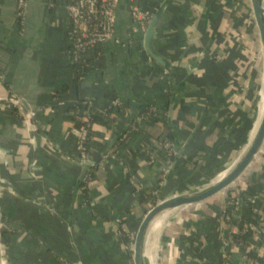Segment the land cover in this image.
Returning a JSON list of instances; mask_svg holds the SVG:
<instances>
[{"label":"crops","instance_id":"crops-1","mask_svg":"<svg viewBox=\"0 0 264 264\" xmlns=\"http://www.w3.org/2000/svg\"><path fill=\"white\" fill-rule=\"evenodd\" d=\"M132 1L118 0L111 38L85 51L94 66L75 82L67 36L70 21L63 1L56 0L51 7L47 0H27L26 20L19 27L15 0H0V95L23 97L38 134L45 135L53 146L47 153L41 141L31 144L29 128L19 111L0 110V148L6 151L0 155V177L18 196L43 199L54 207V212L41 211L47 224L37 221L32 213L35 233L44 239L42 245L69 262L133 264L131 251L111 222L122 220L120 223L134 232L150 205L144 195L153 187L158 195H165L185 174L193 180L204 178L208 167L235 157L231 141L241 124L231 113L230 107L238 98L229 83L239 88L251 82L245 74L246 65L237 60L242 54L238 52V33L249 2L167 0L151 41L153 51L167 62L162 66L145 52V26L131 20L128 10ZM162 1L135 3L154 9ZM189 68L197 71L198 77L189 74ZM115 98L119 104L112 106ZM79 100L86 102L85 108L67 110ZM236 104L240 109L235 114L242 122L241 113L247 111V105ZM142 106H148L151 115H137ZM110 107L112 114L106 112ZM151 107L155 111H150ZM84 111L96 119L88 142L89 166L94 167L88 187L81 182L86 167L64 159L76 153L72 117ZM162 117L169 125L171 139L162 127ZM158 135L163 138L156 139ZM164 139L173 143L177 155L185 153L188 146L197 147L192 156L195 163L180 174L174 167L168 175V171L163 174V169L172 165L161 147ZM31 170L32 179L28 177ZM244 180V187L229 191L223 198V205L237 197L242 204H232V209L223 213L213 200L206 208L199 207L180 219V233L175 237H169L167 227L176 218L173 212L153 220L143 238L144 263L264 264V235L244 228L246 223L263 226L264 152ZM133 183L141 188L134 189ZM23 197L3 192L27 263L53 264L52 254L42 259L38 243L22 234L24 227L17 211ZM245 232L248 238H242Z\"/></svg>","mask_w":264,"mask_h":264},{"label":"rangeland","instance_id":"rangeland-1","mask_svg":"<svg viewBox=\"0 0 264 264\" xmlns=\"http://www.w3.org/2000/svg\"><path fill=\"white\" fill-rule=\"evenodd\" d=\"M237 2H239L238 0H235ZM247 25L248 28L250 27V30L247 29ZM249 30V31H248ZM239 34V48H238V52L242 53L239 57V61H243V64L246 65L245 67V74L248 75V77L250 76V84L245 85V86H241V87H235L233 84V82H230V88H232L233 93L236 95V97L238 98H233V99H237L235 100L233 103V107L231 106V113L232 116L234 117L236 122H240L241 127H240V132L238 134L235 135V139L233 141H231L232 143V149L235 148V154L234 156L236 157L237 155H239V153H242L243 150H245V148L247 147V144L249 142V140L252 137V134L254 132L255 127L252 129V133L250 132L251 130V125L252 122L257 114V104H258V96H259V92L261 90L260 88V81L261 78L263 76V68H264V59H263V54H262V50H261V46H260V42L258 40L257 34H256V28L253 22L252 18H247V20L243 19L242 21V25L240 27V32ZM238 53V54H239ZM236 57V58H238ZM242 57V58H241ZM190 69V68H189ZM189 74H192L193 76L196 75V77H198V72L197 71H189ZM0 80H1V76H0ZM249 80V78H248ZM5 95V94H4ZM1 96V95H0ZM3 96V95H2ZM116 99V98H115ZM114 99V100H115ZM118 100V99H116ZM239 101L245 106L247 105L246 109L247 111L244 113H241L242 115V122L240 121L241 118L238 117L237 114H235V110H239V106L236 103H239ZM3 100H0V103H2ZM119 103V100H118ZM6 106L3 108H13V110H16V112H18V108L17 106H13V105H9L8 103H6ZM236 104V105H235ZM257 106V107H256ZM1 109V110H3ZM112 112V111H111ZM24 119V118H22ZM25 120V119H24ZM78 120V119H77ZM32 121V119H31ZM81 122V121H80ZM78 126V125H75ZM30 130H29V138H31L32 135H34V141L38 142V127L37 125H35V128H31L29 126ZM244 139V141L240 144V140ZM31 144H32V141ZM247 140V141H246ZM246 142V144H245ZM230 143V144H231ZM230 149V150H232ZM46 151V150H45ZM48 153V151H46ZM232 153V151H230ZM264 152V143L262 144L260 150L258 151V153L256 154V156L253 158V160L250 162V164L246 167V169L236 178L234 179L228 186H226L225 188H223L220 192H218L217 194H215L214 196L207 198L197 204H192L189 206H184L181 208H177L175 210H171L170 212L172 213V216H176V218L173 220L172 218H169L170 220L172 219V223L169 224L168 227V235L169 237H175L178 235V233H180V229H181V224L179 223L180 219H183L186 216H189L190 213L200 209L199 207H203L206 208L207 204L210 202H213L218 206L220 212H223V210H226L227 212H229L232 209V204H227V205H223V198L225 195L229 194V191H233L234 189H239L241 187H244V185L246 184V181L244 180V176L248 174L249 170L252 169L253 167L256 166V164L258 163V161H260L261 159V154ZM108 155L110 153L107 152ZM230 153V154H231ZM76 154V153H75ZM230 156V155H229ZM233 157L232 159L230 158H226L224 159V161H226V163L222 164V165H217L215 167H208L210 168L209 173L207 172L206 174L204 173V178H197L196 180H191V181H185L183 186H179L180 182L177 183V189H173L170 190V192H166L165 195H158V191L156 194L155 199L156 200H161L163 198L172 196L174 194H184V193H189V192H193L194 190H198V189H202L205 188L207 186H209L215 179V177L219 176L221 173L223 172H227L228 170H230L231 166H232V162L234 160ZM65 160H67L66 158H64ZM90 161H92L90 159ZM92 164V162L90 163ZM32 167V163L29 164V168ZM91 166H86L87 169H90ZM28 168V169H29ZM32 170L30 171V173H28V177L31 178L33 177L32 175ZM32 175V176H31ZM203 178V179H202ZM32 179V178H31ZM7 181L4 180V178L0 177V184H1V188L2 191H7V193L12 196V197H17V198H22L21 196H18L11 187H9V185L6 184ZM84 185V184H83ZM86 187V186H85ZM19 198V199H20ZM24 198V197H23ZM24 203L23 205H21V207L18 209L17 211V219L20 223L23 224L24 229L22 230V234L28 236L31 240H35V242H37L39 244H37V248H38V253L40 254V256H42L41 258L44 259L45 257H50V255L52 254L54 257V263L53 264H66L69 263V260H66V258H64L63 256H61L60 254H58L57 252L52 253V249L45 247V245H42L44 242V239L39 237L37 235V233H35V227H36V223L33 220V214L37 215V221L39 220L41 223H45L44 221V216L41 213V211L43 209H46L47 211L50 212H54V207L51 204H48L46 201L44 202L43 199L42 200H34L33 198H24ZM238 199H241L240 197ZM155 201V200H154ZM157 201H155L156 203ZM153 203V204H155ZM25 204V205H24ZM29 205V206H26ZM152 205H149V207ZM148 207V208H149ZM147 208V209H148ZM217 208V207H216ZM146 209V210H147ZM33 213V214H32ZM16 220V219H15ZM176 220V221H175ZM157 222V221H156ZM170 223V222H169ZM159 225V224H158ZM157 225V227H158ZM15 228L17 229V227L15 226ZM18 230V229H17ZM19 231V230H18ZM161 231V230H160ZM159 231V232H160ZM163 231V229H162ZM131 242V241H130ZM169 242H173L172 240ZM36 248V249H37ZM130 251V247L128 248ZM32 251V250H31ZM158 257L155 256L154 259H156ZM154 264H157L156 260H151ZM44 262L46 263V261L44 260ZM3 264V263H2ZM49 264V263H47Z\"/></svg>","mask_w":264,"mask_h":264},{"label":"built area","instance_id":"built-area-1","mask_svg":"<svg viewBox=\"0 0 264 264\" xmlns=\"http://www.w3.org/2000/svg\"><path fill=\"white\" fill-rule=\"evenodd\" d=\"M63 1V7L68 15L70 26L67 32V36L69 39V53L71 60H76L80 57L81 52H85L87 49L98 46L100 44L105 43L108 41L113 32V26L115 23V13L118 8V0H62ZM240 4H246L248 1V8L244 10V19L247 20V18H252L251 16V10H250V0H238ZM161 3V2H160ZM159 3V4H160ZM48 6H55L56 0H47ZM14 10H15V19L19 25V27H22L26 20L27 15V0H15L14 4ZM158 6H156L154 9H143L138 4L135 3V0L132 1L130 8H129V15L131 17V20L134 23H140L146 26V23L148 22L150 16L152 13L156 10ZM132 30L135 28V26H132ZM167 68H165V72H167ZM189 71L193 72L194 70L192 68L189 69ZM18 99V96L13 94L6 93L3 96H0V100H3L2 103H0V110L3 109L6 104L17 106L19 114L22 116V118L25 119V123L27 124L28 128L29 126L31 128H35V123L31 121L32 119V112L29 110L27 114L23 113L20 109V107L16 104V101ZM118 100H112L111 105L117 106ZM150 111H155L154 107L150 108ZM112 114V112H110ZM82 114V115H81ZM90 114H88V111H84L82 113H77L74 115L75 119L80 120L82 123L78 126H75L76 124L72 122L73 125V131L77 135V143H76V154L72 158L70 155H65L64 158L67 160L73 159V161L77 162L80 166H88L86 165L87 161H90V155L88 153V142H89V135L88 132L91 130L92 122L88 120ZM30 130V128H29ZM30 137V136H29ZM31 140L34 139V135L31 136ZM34 141V140H33ZM38 141H41L42 144L45 147L46 151H49L50 149H53V146L51 145V141L45 136V135H39ZM161 147L165 151L167 156H170L172 154H175V147L172 142H170L167 139L162 140ZM6 151L2 148H0V155H5ZM108 153H103L101 157L107 156ZM168 170L165 168L163 169V174L166 173ZM91 176L89 175V169H85L82 177L81 182L84 184V186L88 187L91 184ZM134 189L139 190L141 188V185L139 183H133ZM151 195L157 194V188L153 187L150 191ZM234 198L231 200V204L234 205H240L243 203L242 199ZM157 199V198H156ZM158 202V200H156ZM154 201V203H155ZM160 201V200H159ZM153 205V204H150ZM226 212V210H223ZM260 221L262 222L263 226L262 228H257L253 226L251 223L244 224L245 229H249L254 234L262 233L264 235V213H260ZM113 228L116 230L117 234L124 233L130 238H132L133 232L129 231L126 227L120 223V220H113L112 222ZM131 243L126 244L125 247L127 249L130 246ZM80 263V262H79ZM66 264H75V262H69ZM254 264V263H253Z\"/></svg>","mask_w":264,"mask_h":264},{"label":"water","instance_id":"water-1","mask_svg":"<svg viewBox=\"0 0 264 264\" xmlns=\"http://www.w3.org/2000/svg\"><path fill=\"white\" fill-rule=\"evenodd\" d=\"M166 1L163 0L156 10L150 16L146 23L143 37V45L146 54L154 61L162 66H166L165 59L151 47L152 38L155 35V27L157 19L161 10L166 6ZM251 16L256 28V34L260 42L263 59H264V3L263 0H250ZM16 104L25 114L29 111V105L23 97H19ZM264 143V111L260 122L249 142L248 147L240 156L236 164L228 170V172L216 182H212L209 186L194 190L189 193L174 194L172 196L161 199L152 206H150L140 217L134 229L131 238V256L130 259L133 264H145L143 260V238L147 228L152 221L162 214L197 204L207 198H210L220 192L223 188L228 186L234 179H236L250 164L253 158L260 150ZM92 161H87L86 165H90ZM173 163L170 166L167 175L171 171ZM3 264H28L26 258V251L21 240L18 230L15 228L13 221L9 215L6 205L3 200V191L0 184V262ZM75 264H80L78 261Z\"/></svg>","mask_w":264,"mask_h":264},{"label":"trees","instance_id":"trees-1","mask_svg":"<svg viewBox=\"0 0 264 264\" xmlns=\"http://www.w3.org/2000/svg\"><path fill=\"white\" fill-rule=\"evenodd\" d=\"M18 25V23H17ZM249 25H247V29L250 30V27L248 28ZM248 30V31H249ZM216 57H214L213 60H215ZM212 60V59H211ZM72 61V65H73V80L76 82V81H79L80 79L83 78V76L93 68L94 64H93V58L91 57H87L85 55V52H81L80 53V57L76 60H71ZM236 75V74H235ZM166 96V98L169 97V94L165 93L164 94ZM86 102L84 101H81L79 100L75 105L73 106H69L67 108L68 111H71V112H76V111H80L81 109L85 108L86 107ZM13 111H16V110H13ZM112 111V107L108 108L107 109V113L111 112ZM14 113V112H13ZM147 114L151 115V113L149 112L148 110V106L146 107H140L138 112H137V115H141V116H146ZM154 118V117H153ZM72 119L74 120V123L76 125H79L81 124L82 122H80V120H77L75 119V117H72ZM88 120L90 122H95V117L93 114H90L89 117H88ZM155 120V119H154ZM162 127L164 129V131L167 133V136L171 139V135L169 133V125L165 119V117H162ZM92 134V130H89L88 132V135L90 137V135ZM163 138V136H156V139L158 140H161ZM187 146V145H186ZM187 148V151L183 154H180V155H177L176 153L175 154H172L170 156H168V158L170 160H172V163H173V167H174V170L176 171V173L180 174L181 172H184L186 169L188 170V166L190 165V163H195L193 161V154L195 155L196 154V150H198L197 147L195 148H192L190 146L186 147ZM179 154V153H178ZM184 158V159H182ZM93 170H94V167H90L89 169V175L92 177L93 176ZM191 181L192 179L191 178H186V174L184 175V179L182 180H179L177 181L180 182L179 186H183L185 181ZM145 198L146 200H148L150 202V204H153L154 203V200H155V195H151L150 193H145ZM225 212V211H224ZM120 222H122V220H120ZM122 236V240L125 244H129L130 242V238L125 235L124 233L120 234ZM248 235L249 233L248 232H245V234L242 235V238H248Z\"/></svg>","mask_w":264,"mask_h":264},{"label":"bare ground","instance_id":"bare-ground-1","mask_svg":"<svg viewBox=\"0 0 264 264\" xmlns=\"http://www.w3.org/2000/svg\"><path fill=\"white\" fill-rule=\"evenodd\" d=\"M264 66V65H263ZM263 70H264V68H263ZM260 88H261V90H260V92H259V96H258V104H257V114H256V116H255V118H254V120H253V122H252V125H251V133H252V129L255 127V129H254V132H255V130H256V128H257V126H258V124H259V122H260V119H261V117H262V113H263V111H264V71H263V76H262V78H261V81H260ZM254 132H253V134H254ZM253 134H252V136H253ZM252 138V137H251ZM251 140V139H250ZM250 140H249V142H250ZM249 142H248V144H247V147H248V145H249ZM246 147V148H247ZM246 148H245V150H246ZM245 150H243V152L242 153H239V155H237L235 158H234V160H233V162L231 163L232 164V166H231V168L236 164V162L238 161V159L240 158V156L244 153V151ZM228 172V171H227ZM226 171L225 172H223V173H221L219 176H217V177H215V179H214V181L213 182H216L217 180H219V179H221L226 173H227ZM158 218V217H157ZM157 218H155V219H157ZM154 219V220H155ZM158 222V221H157ZM156 222V223H157ZM156 223H154L153 224V227L156 225ZM0 264H2V261L0 262Z\"/></svg>","mask_w":264,"mask_h":264}]
</instances>
